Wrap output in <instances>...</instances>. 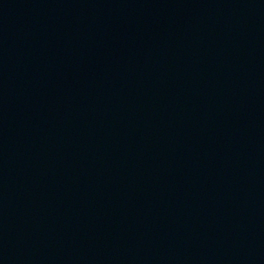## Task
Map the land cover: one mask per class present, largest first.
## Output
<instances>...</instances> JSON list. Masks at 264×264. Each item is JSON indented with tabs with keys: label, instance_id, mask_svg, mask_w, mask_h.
Masks as SVG:
<instances>
[{
	"label": "water",
	"instance_id": "water-1",
	"mask_svg": "<svg viewBox=\"0 0 264 264\" xmlns=\"http://www.w3.org/2000/svg\"><path fill=\"white\" fill-rule=\"evenodd\" d=\"M0 264H264V16L143 106L0 172Z\"/></svg>",
	"mask_w": 264,
	"mask_h": 264
}]
</instances>
